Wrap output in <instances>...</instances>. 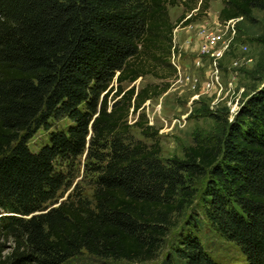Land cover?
<instances>
[{
  "label": "trees",
  "instance_id": "obj_1",
  "mask_svg": "<svg viewBox=\"0 0 264 264\" xmlns=\"http://www.w3.org/2000/svg\"><path fill=\"white\" fill-rule=\"evenodd\" d=\"M211 1L0 0V264L83 253L150 264L167 248L161 264H223L202 243L205 227L243 264H264V86L221 138L182 158L163 159L157 142L131 133L156 136L138 113L176 78L178 22L199 20ZM221 2L222 24L264 11V0ZM146 76L163 83L123 87ZM39 130L46 140L32 150ZM81 159L90 196L74 186L59 201Z\"/></svg>",
  "mask_w": 264,
  "mask_h": 264
},
{
  "label": "rangeland",
  "instance_id": "obj_2",
  "mask_svg": "<svg viewBox=\"0 0 264 264\" xmlns=\"http://www.w3.org/2000/svg\"><path fill=\"white\" fill-rule=\"evenodd\" d=\"M223 8L221 0L209 2L206 14L194 23L182 27L178 22L173 31L174 55L170 64L176 69V78L169 89L157 98L147 101L139 115H144L156 136L153 140L132 128L133 137L150 145L157 142L161 157L182 158L184 151L197 142L213 141L223 136L243 104L264 86V11L253 10L249 19L238 18L226 24L218 20ZM181 6L169 7L171 22L183 15ZM214 37L215 43L210 41ZM163 81L151 76L138 79L132 86L136 91L147 85H162ZM113 95V94H111ZM138 114L131 115L133 125ZM64 121L60 123L62 126ZM47 134L39 130L28 142L36 150ZM82 159L73 169V184L59 201L67 198L74 186L90 196L88 178L83 173ZM201 240L207 253L223 264H243V257L230 243L220 240L207 227L201 231ZM175 236H171L172 243ZM169 248L154 263L161 264ZM66 264H125L100 261L86 253Z\"/></svg>",
  "mask_w": 264,
  "mask_h": 264
},
{
  "label": "built area",
  "instance_id": "obj_3",
  "mask_svg": "<svg viewBox=\"0 0 264 264\" xmlns=\"http://www.w3.org/2000/svg\"><path fill=\"white\" fill-rule=\"evenodd\" d=\"M210 43L213 45L215 43V39L214 37L212 38V40L210 41Z\"/></svg>",
  "mask_w": 264,
  "mask_h": 264
}]
</instances>
